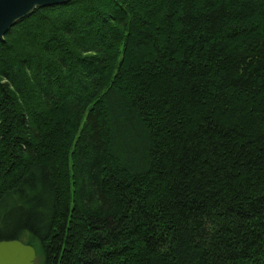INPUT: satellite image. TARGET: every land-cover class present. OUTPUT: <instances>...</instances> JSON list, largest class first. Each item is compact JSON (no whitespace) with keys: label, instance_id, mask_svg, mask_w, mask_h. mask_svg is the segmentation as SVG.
<instances>
[{"label":"trees","instance_id":"1","mask_svg":"<svg viewBox=\"0 0 264 264\" xmlns=\"http://www.w3.org/2000/svg\"><path fill=\"white\" fill-rule=\"evenodd\" d=\"M42 264H264V0H68L0 41V240Z\"/></svg>","mask_w":264,"mask_h":264},{"label":"water","instance_id":"2","mask_svg":"<svg viewBox=\"0 0 264 264\" xmlns=\"http://www.w3.org/2000/svg\"><path fill=\"white\" fill-rule=\"evenodd\" d=\"M68 0H0V41L19 20L38 7L65 4ZM36 248L20 239L0 240V264H35Z\"/></svg>","mask_w":264,"mask_h":264},{"label":"rangeland","instance_id":"3","mask_svg":"<svg viewBox=\"0 0 264 264\" xmlns=\"http://www.w3.org/2000/svg\"><path fill=\"white\" fill-rule=\"evenodd\" d=\"M42 261H43V257L37 254L35 264H42Z\"/></svg>","mask_w":264,"mask_h":264}]
</instances>
